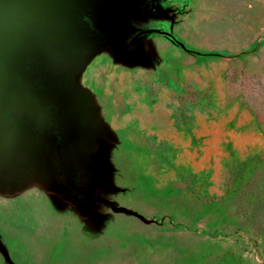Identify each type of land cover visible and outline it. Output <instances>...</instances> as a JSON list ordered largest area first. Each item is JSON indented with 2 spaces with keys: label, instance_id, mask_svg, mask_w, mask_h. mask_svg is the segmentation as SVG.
<instances>
[{
  "label": "rangeland",
  "instance_id": "1",
  "mask_svg": "<svg viewBox=\"0 0 264 264\" xmlns=\"http://www.w3.org/2000/svg\"><path fill=\"white\" fill-rule=\"evenodd\" d=\"M89 6L108 51L18 57L70 120L0 138V264H264V0Z\"/></svg>",
  "mask_w": 264,
  "mask_h": 264
},
{
  "label": "flooded vegetation",
  "instance_id": "2",
  "mask_svg": "<svg viewBox=\"0 0 264 264\" xmlns=\"http://www.w3.org/2000/svg\"><path fill=\"white\" fill-rule=\"evenodd\" d=\"M61 2H70L69 5L75 7L72 13L66 18H58L51 20L46 17L43 12V22L47 24L46 31L55 30L57 24V31L50 34L47 43L37 45V48L42 50V54L45 55L49 61L50 59L57 58V61L52 62L58 68L62 67V62L68 60L67 57L63 58V54L72 52L74 57H82V50H87L88 42H95V45L89 49L95 50L101 48L107 50L112 45V35L110 26L104 22V18L99 15L91 16L89 11L92 12V6L90 3H94L95 0H62ZM2 6V5H1ZM0 6V82H9L10 85H0V138H6L8 147H17V137H7V132L11 131L16 135L18 130V57L20 55V44L18 40L21 35L18 32V24H15L11 28L6 25V11ZM94 15V12H92ZM65 22V23H64ZM68 24H67V23ZM89 25V26H88ZM90 39V41L88 40ZM118 41V36H116ZM72 57V58H74ZM73 61V59H72ZM61 71V70H60ZM70 75L61 84L52 87H43L39 84V87L32 93L34 102L40 105L47 114L40 110H36L33 113L44 114L43 117L47 118L50 122L51 129L56 126L60 121L65 122L64 119L70 120V116L66 114V117L60 115V110L63 106H66V101L69 99L70 89L69 86ZM38 83V82H37ZM65 83V85H64ZM64 89H67L64 91ZM67 92V94H65ZM37 93V94H36ZM55 96V98L53 97ZM66 99L64 100V98ZM68 103V102H67ZM56 118V119H54ZM66 123V122H65ZM34 127L35 122H32ZM67 124V123H66ZM15 130V133L12 132ZM0 148H4L0 147ZM17 151V150H16ZM15 151V152H16ZM17 169H15L16 171ZM0 187L12 188V183L0 184Z\"/></svg>",
  "mask_w": 264,
  "mask_h": 264
},
{
  "label": "water",
  "instance_id": "3",
  "mask_svg": "<svg viewBox=\"0 0 264 264\" xmlns=\"http://www.w3.org/2000/svg\"><path fill=\"white\" fill-rule=\"evenodd\" d=\"M62 0H0V6L6 11V25L9 29L15 24H18V32L21 37L18 40L21 52L25 53L28 50L40 49L36 46L42 43H47L51 32L57 31V24L55 30L46 31L47 24L43 22V12L47 18L54 20L58 18H66L75 9L74 6L69 5L70 2H61ZM89 26V25H88ZM5 82H0L4 86ZM11 83L6 82L5 85ZM32 88L18 80V110H21L26 115H30L36 110H40L47 114L40 105L36 104L32 98Z\"/></svg>",
  "mask_w": 264,
  "mask_h": 264
},
{
  "label": "crops",
  "instance_id": "4",
  "mask_svg": "<svg viewBox=\"0 0 264 264\" xmlns=\"http://www.w3.org/2000/svg\"><path fill=\"white\" fill-rule=\"evenodd\" d=\"M91 11H89V14H90Z\"/></svg>",
  "mask_w": 264,
  "mask_h": 264
}]
</instances>
